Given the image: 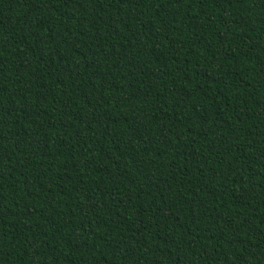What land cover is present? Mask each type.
Listing matches in <instances>:
<instances>
[{
  "label": "trees",
  "instance_id": "1",
  "mask_svg": "<svg viewBox=\"0 0 264 264\" xmlns=\"http://www.w3.org/2000/svg\"><path fill=\"white\" fill-rule=\"evenodd\" d=\"M0 264H264V0H0Z\"/></svg>",
  "mask_w": 264,
  "mask_h": 264
}]
</instances>
